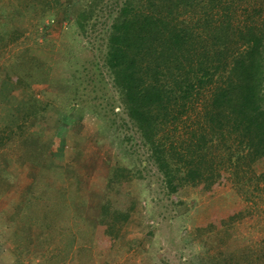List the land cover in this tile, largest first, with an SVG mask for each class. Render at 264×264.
<instances>
[{"label": "trees", "instance_id": "trees-1", "mask_svg": "<svg viewBox=\"0 0 264 264\" xmlns=\"http://www.w3.org/2000/svg\"><path fill=\"white\" fill-rule=\"evenodd\" d=\"M19 4L17 13L31 9L36 16L40 6L42 32L62 15L68 20L63 32L71 35L63 42L64 49L55 53L60 57L57 93L52 92L57 100L31 96L23 114L10 116L16 129L11 130L13 138L0 136V146L22 142L24 155L45 161L48 151L29 132V121L43 119L50 109L71 113L85 106L103 122L112 121L110 127L119 131L126 127L140 136L163 186L174 198L186 188L214 194L233 180L239 190L264 188V172L260 173L264 0H24ZM88 35H96L102 44H97V53L83 46L88 51L84 58L76 43ZM21 36L19 29L7 31L0 34V43L7 47ZM36 43L41 46L38 38ZM47 59V54L26 48L0 68V76L26 89L48 83L56 70ZM124 170H112L98 225L92 228L103 246L116 242L134 209L133 203L120 208L113 202L111 190ZM178 200L179 206L185 204ZM48 203L54 204L53 199ZM217 215L210 223L197 225V232L225 225L224 214ZM234 215V220L239 217ZM48 227L47 240L59 239L63 244L65 239L59 251L73 264L71 232ZM226 257L217 251L200 258L199 264H227Z\"/></svg>", "mask_w": 264, "mask_h": 264}, {"label": "rangeland", "instance_id": "rangeland-1", "mask_svg": "<svg viewBox=\"0 0 264 264\" xmlns=\"http://www.w3.org/2000/svg\"><path fill=\"white\" fill-rule=\"evenodd\" d=\"M23 2L0 0V34L15 29L23 33L7 47L0 43V68L7 67L15 54L32 48L48 55L56 74L31 89L0 76V136L5 139L13 138L11 130L16 129L10 116L23 114L31 96L46 100L49 95L57 100L52 92L57 93L60 57L55 53L64 49L63 42L71 35L63 32L68 20H62V15L42 32L40 6L35 9L37 16L31 9L19 14ZM95 37L84 36L76 45L81 51L87 47L97 53L96 46L102 42ZM83 52L86 58L88 51ZM83 107L71 113L50 109L43 119L29 121V132L48 151L45 161L24 155L22 142L0 146V264H71L59 251L65 239L63 244L59 239L47 240L48 225L55 231L71 232L73 264H199L200 258L217 251L227 256V264H264V188L239 190L233 180L214 194L186 188L174 198L163 186L162 175L140 136L126 127L120 131L110 127L112 121L103 122ZM115 168L125 169L127 178L120 176L111 190L113 202L120 208L133 203L134 209L116 242L103 246L93 230ZM51 199L54 204L48 203ZM178 199L185 204L179 206ZM217 214H224L225 225L197 232V225L210 223ZM234 214H239L235 220Z\"/></svg>", "mask_w": 264, "mask_h": 264}]
</instances>
